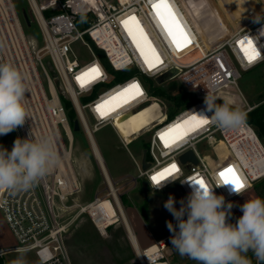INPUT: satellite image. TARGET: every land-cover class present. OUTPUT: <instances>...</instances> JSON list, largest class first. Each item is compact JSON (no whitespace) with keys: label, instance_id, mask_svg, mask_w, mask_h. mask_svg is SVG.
<instances>
[{"label":"built area","instance_id":"built-area-1","mask_svg":"<svg viewBox=\"0 0 264 264\" xmlns=\"http://www.w3.org/2000/svg\"><path fill=\"white\" fill-rule=\"evenodd\" d=\"M25 1L27 14L41 35V46L25 36L22 19L16 13L13 1L0 0V63H12L26 77L29 119L17 129L19 137L27 138L29 133L36 138L53 136L62 163L30 190H0V214L14 240L12 245H0V264H6L5 257L19 253L20 249L33 252L37 264L42 261L44 264H71L63 237L81 217H86L101 237H106L108 229L119 225L135 257L131 263L182 264L191 261L181 257L172 247V233L145 247L139 246L121 202V190L123 187L128 191L136 187L141 189L142 182L146 183V189L153 191L174 185L186 199L192 188L188 182H182L203 180L211 186L222 184L214 189L215 193L231 202L239 194L233 191L231 183L223 184L220 173L232 168L246 186L244 194L247 198L252 196V185L264 179V144L253 127L247 121L234 130L220 129L211 123L195 127L191 117L205 109L207 94L224 102L223 95L232 92L237 98L233 104L242 107L247 114L252 109L240 98L237 82L242 73L264 64V13L254 15L234 31L225 27L220 39L204 42L180 0H167L191 41L180 49L175 46L173 49L172 41L165 38L155 18L153 4L158 0ZM175 10L186 16L188 27L181 23ZM132 16L136 17L159 56L158 61H153L154 66L150 67L146 62V56L152 59L150 50L145 47L142 55L129 34V29L135 32L134 24L130 22L126 27L123 23ZM248 40L259 52L252 62L248 59L251 54ZM198 46L203 53L198 54ZM79 49L87 51L88 62H83L76 53ZM100 54L105 64L100 60ZM93 67L99 70L98 76L90 73ZM170 72L173 74L162 84L155 82ZM78 76L83 77V86L77 80ZM57 81L69 107L65 106L57 90ZM171 81H176L195 101L187 107L156 103L152 90ZM133 84L139 85L142 94L118 95ZM98 105H102L101 112L106 115L97 111ZM70 110L83 132L104 186L101 194L84 204L71 198L80 188L72 162L74 130L67 118ZM138 113H142L138 126L127 138L122 130L130 126L124 124ZM185 118L188 123L180 125ZM174 123L182 127L168 130ZM107 126L137 170L136 177H127L122 183L113 182L103 160L100 162L94 155L97 146L92 135ZM138 140L144 144L140 164L127 149L130 143ZM204 142L210 145L214 161L207 160L197 151V146ZM187 152L192 153L195 163L179 160ZM143 155L145 168L142 167ZM173 164L177 169L172 170L171 175L165 173L166 179L160 181L164 182V187L154 190L152 185L156 182L152 177L171 169ZM231 211L229 222L235 223L238 217Z\"/></svg>","mask_w":264,"mask_h":264},{"label":"rangeland","instance_id":"rangeland-1","mask_svg":"<svg viewBox=\"0 0 264 264\" xmlns=\"http://www.w3.org/2000/svg\"><path fill=\"white\" fill-rule=\"evenodd\" d=\"M12 1L21 20V11L27 12L28 10L27 3L25 0ZM180 2L204 42L207 40L213 41V34L219 28L226 27L227 30H236L247 21H250L253 14L257 13L260 8L256 0H180ZM176 14L181 23L188 27L186 16L178 11ZM28 18L30 20L29 27L25 26L23 20L21 21L23 32L28 40L33 41L37 46H41V35L37 26L29 15ZM168 39L170 40V36ZM171 44L173 49L174 46L177 48L173 42ZM198 52L203 53L201 46H198ZM76 53L83 62L90 60L86 50L79 49ZM46 62L47 60L44 59L43 63L46 64ZM56 87L61 98L65 100V95L58 81ZM162 87L170 94H176L182 90L176 81L167 82ZM237 88L241 96L239 97L245 101V106L253 107L264 102V64L242 73L237 82ZM223 98L231 102H236L237 99L232 95V92L223 95ZM154 101L158 104L164 102L158 97ZM74 117L71 111L67 112V118L71 125H73ZM17 137H19L17 130L0 136V145L10 151ZM92 137L103 160V166L113 182L122 183L127 177H136L135 165L110 127L107 126L97 130ZM261 142L264 144V140H261ZM127 149L135 161L140 164L144 149L142 141L138 140L130 143ZM197 151L207 160H215L208 143L204 142L198 145ZM72 162L77 174L80 191L71 198L81 204L90 202L95 195L102 193L104 186L98 167L81 130L73 131ZM255 184L252 186L254 187ZM121 192L123 208L140 247H145L152 241L171 234L167 226L168 222L171 221L175 225L177 221L164 208V202L167 201L169 196H173L176 201V208H180V201L183 197L176 186L173 185L161 191L141 190L139 187L128 191L127 187H123ZM247 199L246 194H239L231 201L233 204L232 210L237 217L242 215L240 206ZM142 206L145 208L144 213L141 210ZM7 239L10 243H13L9 236ZM63 240L71 264H134L131 263V259H135V257L119 225L108 229L107 236L101 237L87 218L81 217L71 225ZM18 254L7 255L5 257L6 264H11ZM25 259L27 264H37L33 252H26ZM182 264H196V262L191 260L184 261Z\"/></svg>","mask_w":264,"mask_h":264},{"label":"clouds","instance_id":"clouds-1","mask_svg":"<svg viewBox=\"0 0 264 264\" xmlns=\"http://www.w3.org/2000/svg\"><path fill=\"white\" fill-rule=\"evenodd\" d=\"M27 94L26 77L21 71L10 62L0 63V136L17 130L29 119ZM217 99L207 94L205 109L194 117L201 123L206 121L227 130L238 129L246 123L247 112L242 107L227 100L217 104ZM61 163L53 136L36 138L29 133L27 138L17 137L10 151L0 145V190H30ZM196 181L182 182H188L192 190L180 201L179 209L173 196L164 202V208L177 221L175 225L171 221L167 225L172 233V247L181 257L196 264H254V260L255 264H264V198H248L240 206L242 215L231 223L232 202H226L214 190L222 184L211 186ZM152 187L160 190L164 182ZM246 190V186L233 185L237 194L244 195ZM18 251L11 264H27L26 250Z\"/></svg>","mask_w":264,"mask_h":264},{"label":"snow or ice","instance_id":"snow-or-ice-1","mask_svg":"<svg viewBox=\"0 0 264 264\" xmlns=\"http://www.w3.org/2000/svg\"><path fill=\"white\" fill-rule=\"evenodd\" d=\"M153 10L155 11L157 17L159 18L161 24H163L165 30L168 32L169 36L172 38V42L176 45L178 49L182 48L183 46H186L187 44L191 42L187 34L183 31L182 27L178 23L176 16L172 8L169 6L167 0H158V2L153 4ZM130 22L134 24L135 32L129 29V34L133 36V39L137 43L138 48H140L142 55L145 54L144 53L145 47H147L150 50L152 54V59H149L146 56V62L149 63L150 67L154 66L153 61H158L159 56L156 54L155 49L152 47L151 43L148 41L147 36L144 34L143 29L139 26V22L136 20L135 16L129 17L128 20L123 21L126 27L129 25ZM240 43L243 44L244 42L241 41ZM247 43L251 48V54H248V59H249V62H252L259 56V52H257L255 48L252 47L251 40H248ZM245 52L247 54L248 50L245 49ZM89 71L90 73L95 74V76L99 75V70L95 67H93ZM85 75H88V74L86 73ZM77 80L81 81V86H83L84 84L83 77L78 76ZM125 93H132L133 96L142 94L138 84L131 85L129 88L124 89L123 92L119 93L118 95L123 96ZM112 99H115V97H113ZM124 102H126V100ZM101 108H102V105H98L97 111L101 112ZM106 114H107L106 112H101L102 116ZM191 121L195 122V125H194L195 127L206 125L207 123L206 121L204 123H201V121H199L194 116L191 117ZM185 123L187 124L188 121H186ZM178 127H182V126H178ZM162 139H164V137H162ZM165 144L167 146V141H165ZM176 169H177V166L173 164L171 165V169H165L164 172H161L158 175L153 176L152 180L156 183H160V181L166 179L165 173H167L168 175H171V171L176 170ZM220 176L223 179L225 184L231 183L236 188H241L244 186L243 183L236 176L234 169L232 168H228L225 171H222L220 173ZM196 182L200 184H204L203 180H197Z\"/></svg>","mask_w":264,"mask_h":264},{"label":"trees","instance_id":"trees-1","mask_svg":"<svg viewBox=\"0 0 264 264\" xmlns=\"http://www.w3.org/2000/svg\"><path fill=\"white\" fill-rule=\"evenodd\" d=\"M99 57H100V60L105 64V59L103 58V56L100 54ZM152 95L162 99L164 101V103H166V104H176V105H180L182 107H187L195 101V99L192 95L184 92L183 90L179 91L176 94H170L162 86L154 88L152 90ZM63 102H64L66 107H69L68 101L63 100ZM216 103L222 104L223 102L220 100H217ZM71 112H72V114H74L73 111H71ZM262 118H264V106L255 108L253 111L249 112L247 114L246 121L253 127L257 136L261 140H264V128H262V127H264V123H262V121H261ZM255 197L264 198V179L259 180L254 185L252 196L249 198H255ZM121 202H122V196H121ZM141 210H142V213H144V211H145L144 206L141 207Z\"/></svg>","mask_w":264,"mask_h":264},{"label":"bare ground","instance_id":"bare-ground-1","mask_svg":"<svg viewBox=\"0 0 264 264\" xmlns=\"http://www.w3.org/2000/svg\"><path fill=\"white\" fill-rule=\"evenodd\" d=\"M155 18H156V21L158 22V25L161 27V30L163 31L165 38L169 41V39H168V38H169V34H168V32L165 30L163 24H161V22H160L159 18L157 17L156 13H155ZM223 32H224V28H219V29L215 30V32H214V34H213V39H214V40H218V39H220L221 36L223 35ZM170 40H171V37H170ZM198 54H199V52H198ZM141 115H142V113H138L137 115H134L133 117L130 116L129 119H128V120L126 121V123L124 124L125 126H128V127L130 126L129 129L126 128L125 130H124V129L122 130L123 134H124L127 138L129 137V135L132 134L133 130H134L135 128H137V126H138L137 121L139 120V118L141 117ZM187 120H188V119L185 118V119H183L179 124H180V125H183V124H185V122H186ZM135 122H136V123H135ZM129 124H130V125H129ZM179 124H178V123H174L172 126H170V127L168 128V130H174L176 127L179 126ZM123 128H124V127H123ZM94 155H95V157H96L100 162H102L101 156H100L99 152L97 151V149L94 150ZM131 234H132V233H131ZM132 239L134 240L133 234H132Z\"/></svg>","mask_w":264,"mask_h":264},{"label":"water","instance_id":"water-1","mask_svg":"<svg viewBox=\"0 0 264 264\" xmlns=\"http://www.w3.org/2000/svg\"><path fill=\"white\" fill-rule=\"evenodd\" d=\"M21 17H22V20H23L25 26L29 27V26H30V20H29V18H28V14H27V12L24 11V10H22V11H21ZM172 74H173V72H170L168 75H166V76H164V77L157 78V79L155 80V82H156L157 84H162V83H163L164 81H166V80H167ZM73 130H74L75 132L79 130V128H78V124H77L76 121L73 122ZM179 160H180L181 162H186V161H191V162H193V163L196 162L191 152H187V153L181 155L180 158H179ZM146 166H147V164L144 162V155H143V157H142V167L145 168ZM141 189H142V190H145V189H146V183H145V182H142V183H141Z\"/></svg>","mask_w":264,"mask_h":264},{"label":"crops","instance_id":"crops-1","mask_svg":"<svg viewBox=\"0 0 264 264\" xmlns=\"http://www.w3.org/2000/svg\"><path fill=\"white\" fill-rule=\"evenodd\" d=\"M257 4L260 6L259 10H257V13L253 14L254 15H258L260 13H264V0H256ZM8 236L11 238V240L14 243V240L0 214V245L1 246H9L12 245L13 243L10 241H8Z\"/></svg>","mask_w":264,"mask_h":264},{"label":"flooded vegetation","instance_id":"flooded-vegetation-1","mask_svg":"<svg viewBox=\"0 0 264 264\" xmlns=\"http://www.w3.org/2000/svg\"><path fill=\"white\" fill-rule=\"evenodd\" d=\"M261 106H264V102H261V103H259V104H257L256 106H253L252 107V109L249 111V112H251V111H253L255 108H258V107H261ZM248 112V113H249ZM262 123H264V118H262ZM262 128H264V127H262Z\"/></svg>","mask_w":264,"mask_h":264}]
</instances>
